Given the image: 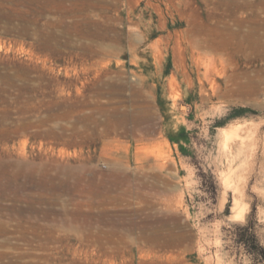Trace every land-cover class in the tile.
I'll return each mask as SVG.
<instances>
[{
  "label": "rangeland",
  "instance_id": "rangeland-1",
  "mask_svg": "<svg viewBox=\"0 0 264 264\" xmlns=\"http://www.w3.org/2000/svg\"><path fill=\"white\" fill-rule=\"evenodd\" d=\"M0 264H264V0H0Z\"/></svg>",
  "mask_w": 264,
  "mask_h": 264
},
{
  "label": "bare ground",
  "instance_id": "bare-ground-1",
  "mask_svg": "<svg viewBox=\"0 0 264 264\" xmlns=\"http://www.w3.org/2000/svg\"><path fill=\"white\" fill-rule=\"evenodd\" d=\"M258 27H260V25L258 26ZM262 28V27H261ZM261 28H259V29H261ZM256 30V29H255ZM258 30V29H257ZM251 31V30H250ZM257 33H258V31H257ZM262 37V36H261ZM259 39H261V38H259ZM255 41V40H254ZM260 42H261V40H260ZM262 44V43H261ZM128 224V223H127ZM113 227V226H112ZM132 229V228H131ZM152 235V234H151ZM155 241V240H154Z\"/></svg>",
  "mask_w": 264,
  "mask_h": 264
}]
</instances>
